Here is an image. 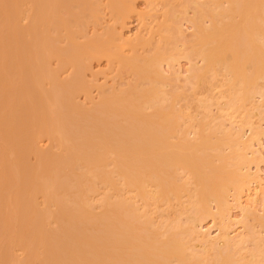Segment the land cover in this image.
Returning a JSON list of instances; mask_svg holds the SVG:
<instances>
[{
    "label": "bare ground",
    "instance_id": "obj_1",
    "mask_svg": "<svg viewBox=\"0 0 264 264\" xmlns=\"http://www.w3.org/2000/svg\"><path fill=\"white\" fill-rule=\"evenodd\" d=\"M101 1L0 0V264H264V205H259L263 210L253 206L264 202V185L256 182L259 174L247 169L252 161H264L260 150L264 148L260 142L264 136V100L256 98L264 99V0H176L185 12L194 9L195 15L188 19L193 25V38L189 37L193 44L187 46L185 37L178 38L185 35L179 22L182 17L180 20L175 13L176 18L174 14L169 18L164 13L166 24L160 29L179 34L176 41L184 39L181 47H187L176 56L175 51L181 48L175 41L176 49L167 42V31L162 36L166 44L153 46L152 52L148 49V55L141 53L146 45L145 40L138 44L140 37L133 39L138 40L135 44L128 43L133 51L125 54L121 46L126 41L116 42L114 32L110 37L112 30L109 36L107 32L97 35L99 40L96 35H91L92 39L83 33L88 19L98 22ZM105 1L120 22L135 6L132 0ZM204 18L209 21L207 25ZM82 34L89 37L84 35L85 42ZM105 34L108 37L100 39ZM79 36L82 41H78ZM187 39L186 43L191 42ZM182 52L188 59L190 52L198 53L195 57L203 62L189 65L188 77L195 70L194 79L186 77L190 83L199 86L202 79L206 81V69L218 65L224 76L229 74L225 77L229 87L223 84L227 93L232 91L230 95L224 93L229 110L224 111L232 117L229 127L223 120L212 127L206 116L201 123L196 118L199 123L194 126L192 113L193 126L189 120L185 124L189 115L182 113L185 109L178 101L183 109L179 112L185 115L181 121L178 108H174L180 91L175 87V94L168 93L170 88L166 89L165 83L173 77L163 73L162 63L178 61ZM101 56L115 65L118 62L119 68L114 69L129 66L132 77L138 75L133 78L139 81L132 83L130 79L127 85L123 81L126 87L120 89L117 87L123 82H116L117 86L112 84L115 89H108V94L105 89V93H98V100H93L91 90L97 85L84 73L90 71L91 59ZM87 59L90 61L84 64ZM213 72L209 74L215 75ZM206 82L208 88L210 83ZM197 85H190L192 91L196 92ZM81 91L87 93V99L80 102L76 94ZM167 93H172V99ZM188 96L187 101L191 99ZM196 99L202 102V98ZM207 104L202 106L204 110L210 109ZM238 110L241 117L246 110L250 114L243 116L245 120L238 116L239 120L233 115ZM252 112L259 121L249 120ZM235 116L238 125L234 124ZM243 125L251 132L246 138ZM190 132L195 135L191 137ZM40 138H47L52 145L44 150L37 144ZM30 156L35 162L31 163ZM254 182L258 190L251 192ZM230 198L243 212L246 222H240L248 237L247 232L233 237L228 232L234 221L229 215ZM207 218L215 222L214 235L203 230ZM194 241L204 252L193 250L198 247ZM250 242L254 249H245ZM246 250L251 252L249 258Z\"/></svg>",
    "mask_w": 264,
    "mask_h": 264
},
{
    "label": "rangeland",
    "instance_id": "obj_2",
    "mask_svg": "<svg viewBox=\"0 0 264 264\" xmlns=\"http://www.w3.org/2000/svg\"><path fill=\"white\" fill-rule=\"evenodd\" d=\"M105 0H102L101 2H99L100 3V7H99V9H100V11H99V13H100V18H99V16L97 17V20H98V18H99V20H98V22L95 20V19H88L89 20V22L87 23V25H85L86 27L88 26V28L86 29V31H85V29L83 30V33H88L89 35V37H91V35H93V37H94V35H96V37H97V35H98V37H100V35H102L101 33H106L107 32V34H108V32H109V34H110V31L109 30H112V32H111V34H110V37L112 36V33L113 34H115L116 36H119V37H116V36H114L113 35V39H118V40H116V42H118V43H121V44H124V42H125V44L127 43H129L130 44V42H132L133 41V39L134 38H136V36L137 37H140L139 39V41L138 40H134L133 42H134V44L138 41V44L139 43H141V41L142 40H145V43H144V45H146L145 47L143 46V48H142V46H141V44H140V46H139V48H142V49H140L141 50V53H143V52H145L147 55L150 53V52H152V51H154L153 49H154V47L155 46H159V44L161 45H163L164 43V41L166 40L167 41V39H169L167 42H169L170 41V43L173 45V47L176 49V47H175V44H176V46H177V48L179 47V48H181V49H179V51L177 50V51H175V53L173 52V50H175L174 48H172V50H171V52L172 53H174L175 54V56H176V52L177 53H179L182 49H184V47L187 49V47H186V45L188 46V43H189V45H190V43H192L193 44V41H192V39H189V37H192L193 38V35L192 34H190L193 30H192V27H193V25H192V23H191V20H188L189 19V16L190 17H195V15H194V9H193V11H192V7L190 8L191 10H187L186 9V11L187 12H185L184 11V8L182 9L181 8V2H180V4H179V2L178 1H176V0H168V2L166 1H164V0H132V6L133 5H135V6H133L132 8V11L131 12H129L127 15H126V18L124 17V20H122L121 19V22L118 20L119 19V17L117 18V17H114V16H118L117 14H115L113 11L114 10H111V8L112 7H109V4L107 3V4H105L106 3V1L104 2ZM174 2V3H171V2ZM198 1H201V0H197V2ZM149 2V3H148ZM102 3H103V5H102ZM176 3V4H175ZM184 3V2H183ZM167 4V5H166ZM106 5V6H105ZM165 5V6H164ZM170 5V6H169ZM176 5V7L174 8V6ZM181 5V6H180ZM185 5H186V3H185ZM184 4H183V7H189V5L187 4V6H185ZM178 6H179V8H178ZM110 9H109V8ZM173 8V9H172ZM109 9V10H108ZM170 9V10H169ZM175 9V10H174ZM178 9H179V13H177V11H178ZM111 10V11H110ZM180 10L186 15V17H187V20H185V19H183L184 17L183 16H181V15H183V14H180ZM166 11V12H165ZM174 11V12H173ZM189 11V12H188ZM111 12H113L112 14H114V15H112V14H110ZM116 12V11H115ZM168 12H172V14H169ZM181 12V13H182ZM164 13H167L166 15H167V17H169L170 18V16H172L173 14H174V16H175V18H176V15H175V13L176 14H178L177 15V17L179 16V19H180V17H182L180 20L182 21H179L180 23H181V28H182V30L184 31L183 32V34H185L184 36L181 34V35H179V34H176L175 36H174V34H170L171 32L169 31V33H168V30H163L162 28L160 29V27H161V25H165L166 23H164L163 21L166 19V16L164 15ZM188 15V16H187ZM193 15V16H192ZM113 16V17H112ZM165 17V18H164ZM185 17V18H186ZM116 20H115V19ZM23 19V18H22ZM205 20H202L204 23H205V25H207L208 23H209V21H207L208 19H206V18H204ZM24 20H27L26 18L24 19ZM29 20V19H28ZM28 20H27V22H28ZM94 20H95V22H94ZM169 20V19H168ZM185 20V21H184ZM20 21H22V20H20ZM93 21V22H92ZM188 21V22H187ZM193 21H194V18H193ZM26 21H22V22H20V23H23L24 25H26L25 23H27ZM97 22V23H96ZM120 22V23H119ZM165 22H167V20L165 21ZM177 22H178V19H177ZM190 22V23H189ZM29 23V22H28ZM96 23V24H95ZM179 23V24H180ZM91 24V25H90ZM98 24V25H97ZM24 25H22L21 27H23ZM28 25V24H27ZM95 25V26H94ZM109 27H107V26ZM19 26H20V24H19ZM85 26H84V28H85ZM111 26H113V28L111 27ZM25 27V26H24ZM111 28V29H110ZM114 28H116L115 29V31H114ZM108 31H107V30ZM158 29H160V31L158 30ZM97 31V32H96ZM164 31H167V32H165V34H170L169 35V37H171L172 35V37L171 38H169V37H167V39H165V40H163L162 39V36L163 35H165L164 34ZM119 32V33H118ZM163 32V33H162ZM93 33V34H92ZM117 33V34H116ZM161 33V34H160ZM193 33V32H192ZM107 34H105L104 36L105 37H102L101 36V38L100 39H103V38H106V37H108L109 36V34H108V36H107ZM120 34V35H119ZM190 34V35H189ZM83 35V34H82ZM81 35V36H82ZM85 36H87L86 34H84ZM84 35L82 36V39L84 40ZM179 35V39H181L180 37H185L186 39H187V37H186V35L188 36V39H187V41H190L191 40V42H187L186 43V39L184 40V39H182V40H184L183 42L186 44H184V46H182L181 47V44H182V40H181V42H180V40H178L179 42H177L176 41V39H177V37L176 36H178ZM81 36H79V38H78V41H82V39H81ZM87 36V38H89ZM120 36H122L123 37V39L120 37ZM142 36V37H141ZM161 36V37H160ZM97 37V38H98ZM92 38V37H91ZM122 39V41L121 42H119L121 39ZM124 38H126L125 40H124ZM131 39V41L129 40V39ZM151 38V39H150ZM164 38H165V36H164ZM92 39H94V38H92ZM158 39V40H157ZM174 39V40H173ZM98 40H99V38H98ZM114 40V41H115ZM124 40V41H123ZM171 40L173 41V42H171ZM86 41V37H85V40H84V42ZM155 43H154V42ZM166 41H165V44H166ZM176 43H175V42ZM143 42V41H142ZM150 43V44H149ZM152 43V44H151ZM158 43V44H157ZM170 43H168V46H170ZM122 45L121 46V50L122 51H124L125 52V54H128V52H131V51H133V50H131L130 49V45L128 44H126V45ZM155 44V45H154ZM164 44V45H165ZM148 45V46H147ZM163 45V46H164ZM183 45V44H182ZM136 46L138 47V45L136 44ZM152 46V47H151ZM154 46V47H153ZM147 47V48H146ZM162 47V46H161ZM167 47V46H166ZM191 47V46H190ZM132 49H133V47H131ZM139 48H137L136 50H138V51H136V53H139L140 52V50H139ZM160 47H158V49H159ZM163 48V47H162ZM160 49L161 51H164L163 49ZM169 48V47H168ZM189 48V47H188ZM144 49H145V51H144ZM148 49L150 50V52L149 53H147L148 52ZM155 49H157V48H155ZM126 50V51H125ZM131 50V51H130ZM167 50H169V49H167ZM128 51V52H127ZM134 51H135V49H134ZM147 51V52H146ZM166 51V50H165ZM183 51H187V50H183ZM170 52V51H169ZM140 53V54H141ZM145 53H143V55H145ZM181 53V52H180ZM179 53V54H180ZM184 52H182V54H183ZM194 53V52H193ZM193 53H191L190 52V54L189 55H191L192 57L190 58V59H188V57H187V54H183V56H185V57H183L182 55L180 56V57H177V59H178V61L176 60L175 62L174 61H170L173 65L171 66V63L170 62H165L166 64H164V63H162V68L164 69V71L165 72H163V73H167L168 75V77H170V75H172L171 77H173V78H175L174 77V75H176V73L174 74V71L176 72V70L178 71L177 73H179L177 76H176V78H175V82H173L174 81V79L172 78H169L170 80V82H168V84H167V82L164 84V83H161V84H163V85H165V86H163V85H159V86H163L162 88H166V89H173V90H168V91H166V89H165V91L166 92H168V93H170V91H172V93L173 94H175L174 92H175V90H176V88H177V90H179L180 91V93H178L177 95H179L180 94V96H178V97H175L176 99H177V101H176V99L174 98V101L176 102V103H174V108H178V112L180 111L179 110V108H181L182 106L184 107H182L183 109H185V110H183L182 108V113L184 112V114H185V112L187 113V114H185L186 116H188V118L189 117H191V118H187V121H186V119H184V117H185V115H184V117H183V114H181L180 112V115H179V117H180V119H181V117H183V119H184V121H185V124L188 122V120H189V125H191V126H193L192 124H190V121H192V116H194V118L195 119H193V121H195L196 120V118H197V120L201 123L202 121H205V119L204 118H206L207 120L209 119V120H211V123L209 122V125L210 126H212V125H215L216 124V127H217V122L219 121L220 122V120L222 121L223 120V122L222 123H224L225 125H229L230 124V120L232 119V117H230L229 116V114L228 115H226V113H225V111L226 112H228L229 110L227 109V108H225V106H226V104H225V101H226V99H225V91H226V86L228 85L227 83H228V79H226L225 77L226 76H228L229 74H227V75H225L224 76V72H222V67L220 68L219 67V65L216 67V68H208V70L206 69V72H204L205 74H204V79L207 81L208 80V82L212 85H210L209 84V87L211 88L210 90H212L211 91V93H210V90H209V87L207 88V82L205 81V82H203V79H202V81H201V83L203 82L204 83V85H203V83L201 84L200 83V85L198 86L197 85V82H194L196 85H197V88H195V90H196V92L194 91V89H193V91H192V88H193V86L195 87V84L194 83H190L189 82V80H187V78L186 77H188L187 75H188V73H189V65L191 64V62H196L197 64L199 63V66H200V64H202L203 62L200 60L201 58H198V56L197 57H195L198 53H196V55L195 54H193ZM130 54V53H129ZM193 54V55H192ZM142 55V56H143ZM195 58H194V57ZM228 56V55H227ZM199 57H200V55H199ZM179 58H180V60H179ZM93 59V60H92ZM91 59V68H89L90 69V71H86L85 73L84 72H82V73H84V74H87L86 76H87V78L88 77H91L94 81V86L95 85H97V86H93L92 84H90V86L92 85L94 88L91 90V97H92V99L94 100L95 98H97V96H99L100 97V95L101 94H103V93H105L106 91H105V89L107 90V94H108V92H109V90L108 89H112V86L114 85V86H117V84H119L118 82H123V81H125V83H126V85L129 83V82H127V81H130V79L132 80L131 82L132 83H134V82H137V81H139V80H135L136 78L135 77H138V75L137 76H134V74H133V77L135 78H133L132 77V71H131V68L129 69L128 67L127 68H123V67H121L120 66V70L118 69L119 68V64H118V62H116V65H115V63H114V61L113 62H111V60L109 61V59H108V57H105V56H101L100 58L98 57V59H94V58H92ZM107 59V60H106ZM55 63L53 64V65H55L57 62L55 61V60H53ZM52 60H51V64H52V62H53ZM88 61H90V60H88L87 59V61H84V64H85V62H88ZM109 62V63H108ZM114 63V65H112L111 63ZM168 63H170L169 65L170 66H168ZM164 64V65H163ZM195 64V63H194ZM193 64V66H195ZM11 65H13V64H11ZM57 65V64H56ZM87 65V64H86ZM89 65V64H88ZM87 65V66H88ZM52 66V65H51ZM12 67V66H11ZM53 67V66H52ZM114 67H118L117 69L119 70H117L116 68L114 69ZM191 67V66H190ZM195 67H197V66H195ZM199 68V67H198ZM202 68V67H201ZM72 70V68H69V73H71V70ZM166 69V70H165ZM180 69V70H179ZM191 69H194V67H192ZM212 69L214 70V72L212 71ZM219 69V70H218ZM84 70H85V66H84ZM129 70V71H128ZM203 70V69H202ZM218 70V71H217ZM67 71V73H68V69L66 70ZM116 71H118V72H116ZM172 71V72H171ZM179 71H181V72H179ZM194 71V73H195V70H193ZM201 71V70H200ZM209 71H211V72H213V73H215V75H212L211 76V74H209ZM215 71H217L218 72V74L219 75H222V77L223 78H225L226 80H227V82H225L226 80L225 79H223L222 77L220 78V76H216V73L217 72H215ZM65 72V71H64ZM129 72H130V74H131V77L129 76L130 74H129ZM208 72V73H207ZM220 72V73H219ZM118 73V74H117ZM172 73V74H171ZM194 73H192V78H193V76H195V74ZM222 73V74H221ZM62 74H63V72H62ZM206 74H208L206 77H205V75ZM217 74V75H218ZM64 75H66V74H64ZM68 75V74H67ZM90 75H92V76H90ZM62 76V75H61ZM166 76V75H165ZM166 76V77H167ZM180 76H181V78H180ZM185 78H184V77ZM64 77V76H63ZM130 77V78H129ZM191 77H188V78H191ZM202 77V78H203ZM208 77V78H207ZM229 77V76H228ZM96 78V79H95ZM182 78H184L183 79V83L181 82V80H182ZM195 78V77H194ZM193 78V79H194ZM197 78V77H196ZM209 78H210V80L212 81H210L209 80ZM92 79L90 80V78H88V81L90 80V82L92 81ZM137 79H139V78H137ZM168 79V78H167ZM220 79V80H219ZM221 79H223V80H221ZM177 80H179V83L177 82ZM187 80V82L191 85V87H190V85L187 83V82H185ZM197 80V79H196ZM217 80H219V82H222V84H221V86H220V88H219V83L217 84ZM225 80V81H224ZM85 81H86V79H85ZM176 83V84H178V87H177V85L176 84H174L175 86H170V85H173V83ZM192 81H195V80H191V82ZM224 81V82H223ZM117 82V84H115ZM185 82V83H184ZM262 82V81H261ZM125 83L123 82V83H120L119 85H118V87L117 88H119V87H122V88H124V87H126L125 86ZM170 83V84H169ZM181 83H182V85H181ZM187 83V84H186ZM213 83V84H212ZM226 83V84H225ZM88 84H89V82H88ZM105 84V85H104ZM113 84V85H112ZM180 84V85H179ZM194 84V85H193ZM205 84L207 85L206 87H205ZM223 84L224 85H226V86H223ZM107 85V86H106ZM124 85V86H123ZM187 85H189V86H187ZM203 85V86H202ZM90 86H89V88H88V90L90 91ZM108 87V88H106V87ZM169 86V87H168ZM184 87V88H186V89H182V87ZM186 86V87H185ZM176 87V88H175ZM222 87V88H221ZM223 87H224V91H223ZM227 87H229V86H227ZM100 88H103V89H100ZM181 88V89H180ZM204 88V89H203ZM207 88V89H206ZM110 89V90H111ZM113 89H115V87H113ZM112 89V90H113ZM120 89V88H119ZM199 89V90H198ZM219 89H220V91H219ZM100 92H99V91ZM104 90V92H102ZM117 90V89H116ZM177 90H176V92H177ZM188 90H190V91H192L191 93V96H188V95H190V91L189 92H187ZM201 90H205V93H203V91L201 92ZM221 90H222V92H221ZM227 90L229 91L230 90V88H227ZM88 91V94L90 93ZM164 91V90H163ZM164 91V92H165ZM178 91V92H179ZM183 91V92H182ZM208 93H207V92ZM214 91V92H213ZM84 92V91H83ZM82 91H81V94H80V92H78V94H80V95H78L77 96V94H76V98L77 99H80L79 101L81 102L82 100L84 101V99L86 98V92H85V95H83L82 93H83ZM221 92V94H219V93ZM232 91L230 90L228 93H227V91H226V93L227 94H229V93H231ZM97 93V94H96ZM98 93L100 94V95H98ZM167 93V94H168ZM172 93H171V95H169L168 96V99H172L171 98V96H173L172 95ZM187 94V95H185V94ZM203 93V94H202ZM199 94V95H198ZM206 94V95H205ZM211 94V95H210ZM96 95V96H95ZM184 95V96H183ZM197 95V96H196ZM201 95H202V97H201ZM204 95V96H203ZM208 95V97L209 98H211V99H207L206 98V100L204 101L203 99L206 97ZM225 95V96H224ZM230 95V94H229ZM85 96V97H84ZM88 96V95H87ZM90 96H88V98L90 97ZM186 96H188V99H189V97L191 98V99H189V101H187V97ZM220 97V98H218V97ZM221 96L223 97V98H221ZM98 97V98H99ZM170 97V98H169ZM184 97V99L186 100H182L181 98H183ZM195 97V98H194ZM204 97V98H203ZM216 99H215V98ZM227 97H228V95H227ZM181 99V100H179V99ZM196 98H202V102H201V99H199V100H197ZM257 98V100L259 99V100H261V102L264 100V99H262L260 96L258 97H256ZM261 98V99H260ZM87 99V98H86ZM95 100H98V99H95ZM208 100V102H206ZM218 102V104H217V102ZM87 101H90V99H88ZM87 101H85L86 102V104H90V102H88L87 103ZM180 102V104H181V107H180V104H179V102ZM196 101H198V102H196ZM209 101L210 102H212V105L209 103ZM215 101V102H214ZM85 102H82L83 104L85 103ZM168 102H170L169 104H171V102H173V100H168ZM167 102V103H168ZM187 102V103H186ZM189 102H190V106H189ZM202 103V105L201 104H199V103ZM204 102H206V104L208 103V104H210L209 105V107H210V109L208 108L207 109V107H206V110H204L205 108H203V107H205V105H203L204 104ZM223 102H224V104H223ZM81 103V104H82ZM198 103V104H197ZM214 103V104H213ZM220 103V104H219ZM264 103V102H263ZM177 104H178V106H177ZM183 104V105H182ZM185 104H187V107L189 108V109H187L186 108V105ZM208 104H207V106H208ZM222 104V105H221ZM85 105V104H84ZM185 105V106H184ZM201 105V106H200ZM219 105V106H218ZM264 105V104H263ZM262 105V106H263ZM88 106V105H87ZM196 106V108H194ZM203 106V107H202ZM225 109H224V108ZM198 108V109H197ZM202 110H201V109ZM263 108V107H262ZM151 110V109H150ZM225 110V111H224ZM231 111H232V109H230ZM149 111V110H148ZM147 111V112H148ZM177 111V110H176ZM189 111V112H188ZM230 111V112H231ZM239 111V112H238ZM238 111H234V113H233V115H236L237 116V118H239V117H241V116H239V115H237V114H239V113H241L240 112V110H238ZM241 111H243L242 109H241ZM246 111H248L247 113H246ZM246 111H244V113H246V114H250V112H249V110H246ZM149 112H151V111H149ZM148 112V113H149ZM220 112V113H219ZM224 112V113H223ZM233 112V111H232ZM254 112H255V110H254ZM191 113H192V116H191ZM205 113L206 114H209V115H205ZM243 113V112H242ZM243 113V114H244ZM224 115V116H221V115ZM242 114V115H243ZM246 114L245 115H243L244 117L246 116ZM248 114V115H249ZM254 113L252 112L251 113V115L248 117L249 118V120H250V117H251V119H252V121L253 122H256V121H259L258 119L260 118V117H257V116H255V114L253 115ZM211 115V116H210ZM241 115V114H240ZM253 115V116H252ZM204 116H206V117H204ZM210 118H209V117ZM221 116V117H220ZM228 116V117H227ZM236 116L234 117V118H236ZM239 116V117H238ZM243 116L241 117L242 119H244L243 118ZM213 117V120H215V121H212V118ZM230 117V118H229ZM247 117V116H246ZM215 118V119H214ZM229 118V119H228ZM236 118V119H237ZM183 119H181V121L183 120ZM202 119V120H201ZM235 119V120H236ZM246 119V118H245ZM244 119V120H245ZM229 120V121H228ZM239 120H240V118H239ZM217 121V122H216ZM251 121V120H250ZM199 122H197V121H195L194 123H195V125L194 126H196V124L198 125V123ZM215 122V123H214ZM233 122V121H232ZM235 122V121H234ZM221 123V122H220ZM184 124V123H183ZM219 124V123H218ZM223 124V125H224ZM234 124H236V125H238L239 124V122H238V119H237V121L234 123ZM243 124V123H242ZM224 125V126H225ZM231 125H233V124H231ZM190 126V127H191ZM230 126V125H229ZM228 126V127H229ZM233 126H235V125H233ZM244 126V125H243ZM246 126V125H245ZM244 126V127H245ZM264 126V125H263ZM213 127V126H212ZM226 127V126H225ZM227 127V128H228ZM195 128V127H194ZM215 128V127H214ZM191 129V128H190ZM196 129V128H195ZM245 129V138L249 135V133H251L250 131H248V129H247V126L244 128ZM193 131H194V129H193ZM192 132V131H191ZM190 132V136L192 137L193 135H195L194 134V132L193 133H191ZM247 135V136H246ZM42 138V137H41ZM41 138L40 139H38V142H37V144L39 143L41 146H43V147H41V150H42V148L45 150H47L48 149V146L50 147V144L52 145V143H50V140H47V138H46V141H45V139H42L41 140ZM40 140V141H39ZM42 141V142H41ZM48 142V143H47ZM260 142L262 143V144H264V136L260 139ZM38 144V145H39ZM49 144V145H48ZM37 145V146H38ZM259 146V144L256 142V144H255V146ZM39 147V148H40ZM227 148V147H226ZM226 148H224V149H226ZM50 149V148H49ZM260 150H261V153H263V155H264V148L262 149L261 147H260ZM225 151H227L228 152V148L225 150ZM33 155V154H32ZM31 155V156H32ZM30 156V161H32L31 163H33V161L35 160V156L33 157V159H32V157ZM36 161V160H35ZM34 161V162H35ZM253 162V161H252ZM252 162H250L249 164H248V166H247V169L248 170H250V171H252V172H254V173H257V174H259L260 176H258V178H259V180H258V178H257V180H256V176H255V180H256V182H261L262 184L261 185H264V161L263 162H261V160L259 159L258 161L256 160V161H254L253 163ZM260 168H261V170H260ZM252 169V170H251ZM259 170V171H258ZM257 171V172H256ZM263 179H262V178ZM261 178V179H260ZM256 182H254V183H252V184H250V189H252V191L251 192H254V191H256V190H258L257 188H256V186H257V183ZM252 186V187H251ZM264 186H262V188H263ZM260 190V189H259ZM263 190H264V188H263ZM260 191H262V190H260ZM264 192V191H263ZM245 194V193H244ZM260 194H261V192H260ZM262 195V194H261ZM259 197H260V195H259ZM231 199V198H230ZM245 199V198H244ZM234 202V204H232L233 202ZM230 201V205H231V208H232V210H230V216L232 217H230L231 218V220H234V221H232V225L230 226V227H228V232L232 235V237L234 236V235H243L245 232H247L248 230H245L244 228H246L245 226H242V222L244 221V216H243V219H242V210H240V207H235L236 205L235 204H237L236 202H235V200L234 199H231ZM243 200V199H242ZM262 200V199H261ZM245 201V200H244ZM259 202H260V200H259ZM248 203H249V201H248ZM252 203V202H251ZM256 203H258V202H256ZM255 203V204H256ZM253 204V203H252ZM255 204L253 205L254 207H259L258 208V210H261L262 209V207L261 206H263L264 205V202L263 201H261V203H259V204H257L256 206H255ZM261 204H263V205H261ZM215 204H214V202L212 203L211 202V206H213L214 208H216V206H214ZM232 205H233V207H232ZM259 205H261V206H259ZM212 207V208H213ZM185 210V209H184ZM263 210V209H262ZM188 212V211H187ZM186 212V213H187ZM242 212V213H241ZM259 212V211H258ZM261 212H263V211H261ZM260 212V213H261ZM186 213L185 214H183V215H181V213H180V215L181 216H184V215H186ZM188 214V213H187ZM180 215H178V217L180 216ZM186 217V216H185ZM185 217H181V219L183 220V219H185ZM180 218V217H179ZM243 220V221H242ZM240 221H242V222H239ZM244 222H246V221H244ZM243 222V223H244ZM214 223L215 222H212V220L211 219H209V218H207V219H205L204 221H203V223H202V225H203V230H207V231H209V232H211V234L212 235H214V234H216L215 232H217L216 231V227H214L215 225H214ZM249 223H251V222H249ZM257 226V225H256ZM210 227V229L208 230V228ZM248 227H250V226H248ZM257 227H259V226H257ZM257 227H256V229H257ZM253 228H255V227H253ZM244 229V230H243ZM260 229V227L258 228V230ZM262 229V228H261ZM211 230V231H210ZM242 232H244V233H242ZM240 233H242V234H240ZM248 233V232H247ZM229 234V235H230ZM236 235V236H237ZM247 235V234H246ZM250 234L248 233V235L246 236V237H248ZM243 236H245V234L243 235ZM194 242H196V241H194ZM199 243V242H198ZM198 243L196 242L195 244H197V246L198 247H195V248H193L194 246H196V245H193V250L195 251V250H197L198 252L200 251V249L202 248L201 246H199L198 245ZM247 245H249V246H247ZM253 246L252 245V243L250 242V244L248 243V244H246V246L247 247H245V249H247L248 247H250V250L251 249H254V248H252L251 246ZM201 247V248H200ZM197 248V249H196ZM203 249V248H202ZM201 249V252L203 251ZM243 249V248H242ZM241 249V250H242ZM240 250V251H241ZM248 250V249H247ZM246 250V251H247ZM21 250H19L18 252H20ZM243 252H245V250H242ZM241 251V252H242ZM17 252V251H16ZM15 252V253H16ZM18 252L16 253V255L18 254ZM22 252V251H21ZM196 252V251H195ZM200 252V253H201ZM204 252V251H203ZM242 252V253H243ZM250 252V251H249ZM242 253H240V255L239 256H241L242 255ZM248 253V251L245 253L246 255H247V258H249L248 257V255L249 254H251V252L249 253V254H247ZM20 254V253H19ZM23 254V253H22ZM22 254H20V255H22ZM239 254V253H238ZM244 254V253H243ZM20 255L18 256V257H20ZM245 255V256H246ZM23 256V255H22ZM242 259H246V258H243L242 257Z\"/></svg>",
    "mask_w": 264,
    "mask_h": 264
}]
</instances>
